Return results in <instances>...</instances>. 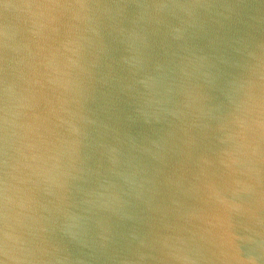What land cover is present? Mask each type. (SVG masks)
Instances as JSON below:
<instances>
[{"label": "clouds", "instance_id": "clouds-1", "mask_svg": "<svg viewBox=\"0 0 264 264\" xmlns=\"http://www.w3.org/2000/svg\"><path fill=\"white\" fill-rule=\"evenodd\" d=\"M0 264H264V0H0Z\"/></svg>", "mask_w": 264, "mask_h": 264}]
</instances>
